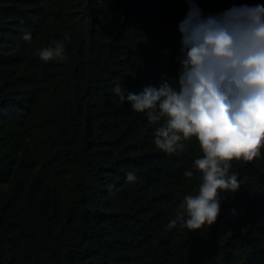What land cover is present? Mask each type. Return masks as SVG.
Returning <instances> with one entry per match:
<instances>
[{"label": "trees", "instance_id": "1", "mask_svg": "<svg viewBox=\"0 0 264 264\" xmlns=\"http://www.w3.org/2000/svg\"><path fill=\"white\" fill-rule=\"evenodd\" d=\"M241 3L264 0L199 7L207 16ZM189 7L0 0V264H264V148L253 162L230 161L241 186L220 193L212 226L169 230L183 196L198 194L200 144L160 150L162 122L114 92L119 83L140 94L178 76ZM54 41L68 59L45 63L37 51Z\"/></svg>", "mask_w": 264, "mask_h": 264}, {"label": "clouds", "instance_id": "2", "mask_svg": "<svg viewBox=\"0 0 264 264\" xmlns=\"http://www.w3.org/2000/svg\"><path fill=\"white\" fill-rule=\"evenodd\" d=\"M185 2L190 7L179 24L178 76L140 94L125 95L119 83L114 92L150 124L162 122L154 139L160 150L187 151V142L197 138L203 153L193 162L202 173L198 194L183 196L167 227L203 230L218 219L220 193L241 186L230 161L253 162L264 148V4H233L205 16L199 0ZM37 54L45 63L68 59L63 41ZM184 176L192 180L195 173L188 169ZM135 179L127 174L128 181Z\"/></svg>", "mask_w": 264, "mask_h": 264}]
</instances>
